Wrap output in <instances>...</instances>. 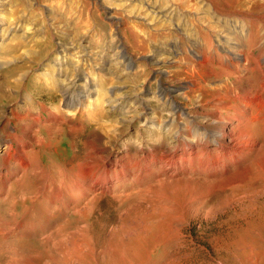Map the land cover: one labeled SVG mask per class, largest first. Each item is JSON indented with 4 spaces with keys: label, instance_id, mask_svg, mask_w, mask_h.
I'll use <instances>...</instances> for the list:
<instances>
[{
    "label": "rangeland",
    "instance_id": "374dc122",
    "mask_svg": "<svg viewBox=\"0 0 264 264\" xmlns=\"http://www.w3.org/2000/svg\"><path fill=\"white\" fill-rule=\"evenodd\" d=\"M199 1H202L201 6L206 4L204 0H1L0 47L11 44L17 45L19 49L15 55L0 53V96L9 98H3L0 102V153L3 152V144L7 143L6 135L15 134L14 136L21 138V132L29 130L27 135L32 134L36 139L33 137L29 150L33 149L35 158L40 157L43 167V173L32 176L28 174L23 180L24 184H32L38 190L40 181H46L50 186L46 187L45 193L53 190L54 195L58 191L51 186V182L56 181V175L49 173L53 172L52 167L58 169L61 175L65 174L64 171L69 174L72 167L91 154V157L98 158L102 155L100 157L109 156L113 160L116 153H122L137 161L142 149L155 152L167 149L166 145L172 143L173 134L179 130L180 135L185 137L183 133L187 129L192 134L194 129L197 133H202L215 127L213 123L219 117L222 121L216 126L224 124V117L230 113L227 112V107L233 105L226 99H231L234 96L232 92L238 91L236 84L246 86L248 83H255L257 75L252 72L249 76L240 68V81L227 79L225 71L231 67L226 64L234 63V57L229 53L230 47L226 44L228 36L221 39L223 28L218 29V34L212 31L210 39L221 49L217 50L213 46L207 49L202 30L208 29L216 18L220 26L227 21L242 26L247 19L216 17L212 11L206 16L202 15L197 9ZM168 7L170 8L167 10ZM105 9H110L111 14L119 20L117 28L109 23L108 10ZM14 27L17 28L13 37H8V30ZM229 30L231 31L227 28ZM64 47L74 48L73 51H67V54L59 55L57 52ZM121 50L126 53V61L120 59ZM202 57L206 62H202ZM128 59L132 64L130 70L124 67ZM260 63L262 64L261 59ZM13 69L16 70L15 74L7 78L6 73ZM58 72L62 75L59 78ZM75 75L82 78L79 82L81 86L76 87V90L85 87L88 91L77 109H69L65 107L63 96L57 91L58 84ZM16 80L23 81L27 87L15 90L7 84ZM45 80L52 83V86L46 88L43 85ZM30 84L33 89L29 88ZM111 89L114 90L113 93L109 92ZM162 89L171 90L167 99H159ZM173 105L182 106L184 113L179 117L174 116L173 126L165 131L163 126L172 119L170 108ZM14 107L20 120L8 121L11 118L10 109ZM2 126L6 127L5 134ZM256 131L259 133L258 128L253 129L255 135ZM180 140L185 145V140ZM261 142L258 139L256 147L258 149L260 146V151L255 148L243 163L250 165L249 180L264 177V172L259 167L262 163L260 161L264 159ZM14 178H18V174L9 178L11 180L7 182L6 190L7 187H12V192L18 190L13 185ZM57 180L62 181L60 177ZM223 180L225 179L215 182L208 180L206 183L183 181L186 184L172 182L158 186L149 175L134 171L133 177L127 178L123 186L113 178L108 185L111 186L108 192L96 196L93 207L86 206L88 199L93 198L92 195L87 194L89 198L84 197L79 201V207L86 206L90 208V212L88 218L84 216L77 223L76 218L71 219L73 222L70 220L69 210L63 212L62 197L56 201L58 212H54L53 197L50 198L51 206L46 204L47 201L40 200L43 199L42 196L34 201L17 200L14 206L5 202L6 194H3V198L0 196V200H4L0 204L3 216L0 227V264H50L52 261L60 264L57 262L63 250L66 251L63 257L66 264H127V253L123 250L126 243L121 237L130 230L137 229L136 225L130 228V223H139L142 210L130 211L137 205L136 201L135 205L132 204L133 201H127L123 205L118 203L116 196L126 194L121 192L125 190L146 198L142 204L147 207L144 212H149V207L154 204L152 202L156 203L162 198L166 201L171 199L169 203L175 210L168 216L174 227H157L150 232L140 256L145 254V249H148L150 255L141 259L139 264L144 261V264H264V244L254 245L228 238L230 235H240L246 229L245 222H248V218H243L241 210L230 200H222L227 193ZM78 193L81 194L79 191ZM72 195H77V191L70 190L68 199ZM19 196L15 194V197ZM201 196L207 200L203 206L199 204L203 202L200 201ZM192 199L196 200L193 207L196 208L189 210ZM259 199V204L264 203V195ZM43 201L45 204H39ZM71 204L68 209L72 207ZM8 213L16 218L8 217ZM57 213L58 216H65L59 220ZM136 214L140 216L136 217ZM52 216L56 220H50ZM61 221H69V224L66 226ZM71 222L78 228H84L83 236L78 242L74 241ZM59 225L63 226L61 230L58 229ZM125 225L128 226L127 229L120 232L119 228ZM66 228V231L63 230ZM57 233L65 235L60 239ZM161 234H168V245L159 240L163 236ZM18 237L24 240L18 241ZM105 256L106 261L101 259ZM138 263L129 261V264Z\"/></svg>",
    "mask_w": 264,
    "mask_h": 264
},
{
    "label": "bare ground",
    "instance_id": "6f19581e",
    "mask_svg": "<svg viewBox=\"0 0 264 264\" xmlns=\"http://www.w3.org/2000/svg\"><path fill=\"white\" fill-rule=\"evenodd\" d=\"M204 1H206V4H203L201 6L202 1L201 2L199 1L198 2L199 7H197V9L201 11L202 15L206 16L209 14V11H212L215 13L216 17L222 18V16H228V17L234 16L237 18L242 17V19L244 18V20L247 19L246 21H244L242 26H238V24L234 23V22H233V24L229 23L228 21L224 22L223 26H220L221 24L218 23L219 20L216 18V21L213 20L214 21L213 24L210 23L211 26H209L208 29L202 30V33L204 34L203 37L205 38V40H204L205 47L207 49L212 48V46H213V48L216 47L217 50H218V48L221 49L220 46H215L212 43V40L210 39V33L212 31H214L215 33L217 32V34H218L219 33L218 29L223 28L224 34L220 33L221 35H223V37H221V39L224 37L226 38V36H228L227 37L228 42L226 44L228 47H230L231 52H229V53L234 57L233 60H234L235 64L231 63V62H229L230 65L226 64V66L231 67V69H228L225 71V76L227 77V79L233 78L234 80L240 81L241 80L240 70H239L240 68L241 69L243 68V70L246 71L247 75H249V76L252 72L256 73V75H257L255 83H248L246 86L241 85V83L236 84L238 91L236 93L232 92V95H234V96L231 99H229V98L226 99V101H229L228 102L229 104L233 103V105L227 107V112L229 111L230 113L228 115H226V117H224V120H225L224 124L221 127H217L220 124L219 122L222 121V118L219 117V118H217L216 122L213 123V125L215 127H212L210 129H208L207 131H203L202 133H197V131L194 129L193 133L191 134L190 131L186 128L187 130L185 129L186 131L183 133L185 135V137H182L180 135L181 131L179 130V132L177 131L175 134H173L172 143L166 145L167 149L164 148V149L157 151V152L142 149V151H140L141 153L137 157V159H138L137 161H133L132 157H128L127 155H125V154L123 155L122 153H121L122 155L120 153H116L113 160H110L109 156L100 157L102 155H100L98 157L99 159L96 157H91L92 154L90 153L91 154L90 156H85V158L82 160L81 163H78L76 166L72 167L71 170L68 171L69 174H66V171H64L65 174L61 175L62 173L60 171H58V169L52 167L51 171H53V172H49V171L48 172L50 174L53 173L56 175V177L54 176L56 178V181L53 183L51 182V186L56 187L55 190L58 191V192L54 193V195H53V192H54L53 190H49L47 193H45L46 187L50 186L49 184H46V181H42V180H41L42 182L40 181V185L38 187L39 188L38 190H37V187L32 185V184H24L23 183V180L27 178L28 174H30V176H32L33 174L36 175L38 173L39 174L43 173V167L41 166L42 163L40 162V157L37 156L35 158L34 156L36 155V153H33V149L29 150L31 148L30 147L31 141H32L34 135H32V134L27 135L29 130H24L23 132H21L23 135L21 138H17L16 136H14L15 134L14 135L8 134L5 136L8 138L7 143L3 144V146H4L3 152H2V154L0 153L1 154V156H0V196L3 194H6V197H4L5 198L4 200H6L5 202H7L9 204L11 203V205L15 206L16 205L15 202L17 200L19 202H20V200H21V202H26L27 200H33L34 201V199L41 198V196H42L43 199H40V200L41 201L45 200V201H47L46 204L50 205L51 204L50 198L53 197L55 201L54 202L52 201L53 202L52 204H54L55 207H53L52 210L54 212H58V208H57L58 203L56 201H57V199L62 197L64 201H63V203L61 201L60 204L62 203L61 205L63 206V212H65L66 210H69L71 213V215H69L70 220L73 218H76L77 220L75 221V223H77L78 219L80 220L84 216L86 218H88V212H90V208H88L86 206L88 205L91 207L95 201L96 196L105 195L108 192L109 187H111L108 185L112 183L111 181L113 178L120 181L122 183V184L120 183V185L123 186L127 178H129L130 176L133 177L134 171H140L143 175H147V176L149 175L151 179L153 178L154 183H156L155 185H158V186L162 185V184L164 185V183L169 184L172 182L173 183H179V182L181 183L183 181H190V182H193V181L201 182V181H203L206 183L208 180H211V181L213 180L215 182V180L219 181V180L225 179V180H223V183H225V188L224 187L223 188L227 193H226L225 198H223L222 200L223 201L230 200V202H232L234 205L238 206V208L241 210V212L240 211H238V212H240L241 215H243V218H244V216L246 218H248V222L245 220L246 221L245 223H247L246 229L242 228L244 231H242V233L240 235H237L236 237H235V235H230L228 238L229 239H238L240 242H243V243H254V245L264 244V203L259 204L257 202L258 199L261 197V195H264V177H262L259 180H251V179L249 180L248 175L251 174V173L248 174V172H250V170H249L250 165H244L243 164L244 161L247 160V158L251 154H253V150H255V148L258 145V139H261V141H262L261 142L262 143V146H261L262 149L261 150H264V65H262V64H264V16H261V17L257 16L258 14H264V0H204ZM0 2H1V0H0ZM189 2H191V1H189ZM187 4H188V2H187ZM182 6H184V5H182ZM170 7H168L167 10ZM0 8H1V5H0ZM185 8H187V7H185ZM105 10H108L107 18L109 20V23L113 26H116V28H117L118 27L117 24H118L119 20L111 14L110 9H105ZM256 16H257V18H256ZM211 18H213V17H211ZM16 28L17 27H14L11 30H8V31H10L8 37H10V36L13 37L14 31H16ZM227 28H230L231 31L230 30L227 31ZM73 48L74 47H68V48L64 47V48H61L57 53L59 55H62L64 53H66L67 51H73ZM17 49H19V48H17V45H11L10 44L8 46H5L4 48L2 47L0 50V53L2 52L5 55H12V54L15 55L17 52ZM120 59H122V60L126 59V53L123 50H121V52H120ZM260 59L262 61V64L260 63ZM129 61L130 60L128 59V61L124 65L126 70H130L132 68V64ZM207 61H209V60H207ZM202 62H206L204 57H202ZM102 70H105V69H102ZM15 71L16 70L13 69V70L7 72L6 77L7 78L12 77L15 74ZM244 71H243V73H244ZM220 75H222V74H220ZM61 76L62 75L60 74V72H58L57 78H59ZM247 78H248V76H247ZM83 79H85V78H83ZM80 80H82L81 76L75 75L73 78L63 79L60 82L61 84L60 83L58 84L59 86H58L57 91L59 93H61V95L63 96V98L65 100L64 104H65L66 108H69V109L76 108L77 109L78 104L81 102V100L85 96V93L88 91V89L85 87H83L82 89L76 90V87L81 86L79 84ZM246 81H248V79ZM7 84H9L10 87L15 89V90L27 87V85L23 81H19V80L13 81L11 83L7 82ZM27 84H28V82H27ZM36 84H38V83H36ZM43 85H46V88H48V87L52 86V83L45 80V83ZM29 88L30 89L32 88L31 84L29 85ZM75 90H76V92H75ZM70 91H72V92H70ZM113 91L114 90L111 89L109 92L113 93ZM170 93H171V90H166V89L160 90L159 99H165V98L167 99V97ZM12 97L10 99H12ZM3 98H4V100L9 99L7 97L0 96V102H1V100L3 101ZM86 99H87V97H86ZM213 108H216V107H213ZM170 109L172 111V113L170 115L172 119L169 123L167 122L163 126L165 131L170 130V128L173 126L174 116L179 117L180 115H182L184 113V108L182 106H179V105H173ZM9 114H10L11 118L8 119V121L20 120V116L16 112V107H14L13 109H10ZM22 121H24V120H22ZM3 125H5V124H3ZM255 128H258L259 133H257V131H256L257 135H255V133L253 132V129L255 130ZM2 131L4 132V134L6 133V127L5 126H4V128L2 126ZM35 131L37 132V130H35ZM198 132H200V131H198ZM34 134H36V133H34ZM17 135H19V134H17ZM3 137H4V135H3ZM37 138H39V137H37ZM180 138L182 140L183 139L185 140V145L181 144ZM34 139H35V137H34ZM32 146H33V144H32ZM259 148H260V146H259ZM259 148L258 149L256 148V149L260 151ZM257 150L255 153H257ZM258 155H259V153H258ZM256 157H258L257 154H256ZM262 157H264V156H262ZM260 162H262L261 164H259L260 165L259 167H261L260 170H262V172H264V159H262V161H260ZM2 170H5V172L2 173ZM149 171H151L150 174H149ZM237 171H238V173H237ZM234 172H236V174H233ZM17 174H18V178H16V179L14 178L15 180H14L13 185L16 188H18V190L15 192H12L14 190V189H12V187H7V190H6V184L9 180H11L9 178H12V177L16 176ZM59 177H60V179H62V181L57 180ZM64 177H65V181H64ZM141 180H140V182H141ZM66 181H67V184H66ZM144 182H147V181H144ZM141 183H143V182H141ZM183 183H185V182H183ZM176 185H178V184H176ZM221 185H223V184H221ZM39 190H40V192H39ZM70 190L71 191L76 190L77 195H72V196H70V199H68L67 194ZM78 191L81 192L80 195H79ZM96 191H98V192L96 193ZM128 191L127 190L121 191V192H126V194L124 193L120 196H116L119 199L118 203L123 205L127 201H133L132 204H134V201H136L137 205L132 207L130 209V211H132L133 209L137 210L138 212H139V210H142V211H141V217L139 218V223H136L138 221L133 222V223L129 222L131 224L130 228L132 227V225H136L135 227L138 230L137 229L135 230V228H134L135 231L130 230L133 233H130V231L129 232L127 231L128 234L125 235L126 234L125 233L124 234L125 237H124V235L121 237L123 239V242L127 244V245L125 244L126 250L123 249L125 251V253H127L126 257H128V258H125L127 260V262H125V263H127V264H129V261H132V262L134 261V263H138L141 259L144 260V258H146L150 255V252H147L148 249L147 250L145 249V254L140 256L142 254L141 249H144L143 244L148 240V235H150V232H152L157 227H161V228L165 227L167 229L174 227V226H172L173 221L168 220V216L170 217V214L175 211L174 208L172 207V204L169 203V200H171V199L166 201L165 199L163 200V198H162L161 200H158L156 203L152 202L154 204L151 205V207H149V209H150L149 212H144L147 209V207H144L142 204H143L144 199H146V198L142 196L143 197V199H142V197H139L141 195H139L135 192L129 193ZM16 193H17V195H20V196L15 197ZM146 193H148V192L146 191ZM87 194H88V196L92 195L93 198L88 199L89 201H87V204L84 208H80L78 205L79 201H81L84 197L86 199L89 198L88 196H86ZM135 194L137 195V197ZM1 198H3V197L1 196ZM209 199H210V197H209ZM198 200H200V199H198ZM202 200H203V202L199 203V204H201V206H203L207 203L206 197L205 198L202 197L200 201H202ZM3 201L0 200V204ZM195 201L196 200H194V199L190 200V207H188L189 210H193L196 208V207L193 208L195 205V203H194ZM70 203H72L71 204L72 207H70V209H68V205ZM39 204L43 205L45 203L43 201L42 203H39ZM199 204H197V205H199ZM228 204H230V203L228 202ZM212 205L208 208H211ZM38 206H40V205H38ZM78 208H80V209H78ZM91 210H92V208H91ZM13 215H15V214H13ZM136 215H135L136 217L140 216L139 214H136ZM237 215H238V213H237ZM64 216L65 215H63V214L58 216V213H57L56 217L59 218V220H60ZM2 217L3 216L0 213V227L2 226V223H3ZM8 217L16 218V217L9 215V213H8ZM237 217H239V216H237ZM175 219H176V217H175ZM229 219H230V217H229ZM50 220H56V218H54L52 216L50 218ZM69 221H64V222L61 221V222L67 226V224H69ZM72 222H71V225H72ZM236 223H238V222H236ZM66 226H64V227H66ZM72 226H73V231H72L73 233L72 234L75 236V237L73 236L75 238L74 241L78 242V241H80L81 237L83 236L82 231L84 228H78L74 225H72ZM127 227L128 226H126V225L121 226L119 228L120 229L119 231L124 232L127 229ZM175 227H176V224H175ZM62 228H63V226L58 227V229H60V230ZM237 228H238V226H237ZM115 229H116V226H115ZM63 230L66 231L67 228L63 229ZM113 230H114V228H113ZM162 231H164V230H162ZM2 232H4V231L2 230ZM232 232H231V234H232ZM59 233L61 234L60 231H59ZM59 233H57L56 235H57V237L62 239L61 236L65 235V233L62 234L61 236L59 235ZM68 233H69V231H68ZM161 235H163V234H161ZM23 236H25V235H23ZM167 236H168V234L166 236L163 235L160 237L159 240L161 241V243L164 242V244L168 245L170 240L168 239L169 236L168 237ZM16 239L18 240L19 237ZM23 240H20V241H23ZM57 240H58V238H57ZM175 241H176V239H175ZM175 241H173V242H175ZM58 247H60V246H58ZM48 248L50 249L51 247H48ZM62 248L64 249V247H62ZM78 251H79V249H78ZM149 251H151V250L149 249ZM46 252H47V250H46ZM46 252H45V254H46ZM48 252H50V251H48ZM65 252L66 251H64V250L61 252L60 258H59L57 263L60 262V264H66V261H64L65 258L63 259V257H65ZM121 255L123 256V254H121ZM43 257H45V256L43 255ZM106 257L107 256H105V258H101V259L105 260V259H107ZM115 257H117V256H115ZM76 259H78V256ZM101 259H100V261H101ZM109 259H110V257H109ZM115 259H117V258H115ZM256 259H258V258H256ZM54 260H57V259H54ZM111 260H114V259H111ZM105 261H104V263H105ZM144 262H143V264H144ZM52 263H53V261H52ZM52 263H50V264H52ZM107 263H109V262H107ZM101 264H102V262H101ZM120 264H121V262H120Z\"/></svg>",
    "mask_w": 264,
    "mask_h": 264
}]
</instances>
